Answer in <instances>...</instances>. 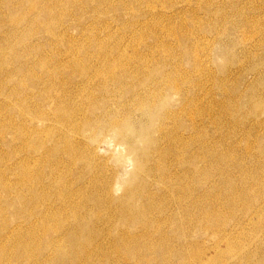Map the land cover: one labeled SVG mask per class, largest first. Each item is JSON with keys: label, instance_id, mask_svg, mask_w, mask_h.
<instances>
[{"label": "rangeland", "instance_id": "rangeland-1", "mask_svg": "<svg viewBox=\"0 0 264 264\" xmlns=\"http://www.w3.org/2000/svg\"><path fill=\"white\" fill-rule=\"evenodd\" d=\"M0 264H264V0H0Z\"/></svg>", "mask_w": 264, "mask_h": 264}, {"label": "bare ground", "instance_id": "bare-ground-1", "mask_svg": "<svg viewBox=\"0 0 264 264\" xmlns=\"http://www.w3.org/2000/svg\"><path fill=\"white\" fill-rule=\"evenodd\" d=\"M2 1H3V0H2ZM18 19H19V18H18ZM9 20H10V19H9ZM14 20L16 21V19H14ZM11 21H12V20H11ZM12 22L14 23V21H12ZM12 22H11V24H12ZM16 22H19V21H16ZM15 24H16V23H15ZM15 24H14V25H15ZM17 24H18V23H17ZM17 24H16V25H17ZM52 34H53V33H52ZM58 36H59V35H58ZM61 37H62V36H61ZM119 59H120V58H119ZM113 60H114V59H113ZM118 61H119V60H118ZM126 66H127V65H126ZM180 76H182V75H180ZM166 77H167V76H166ZM182 78H183V77H182ZM187 79H188V78H187ZM196 103H198V102H196ZM195 105H196V104H195ZM198 105H199V104H198ZM80 113H81V112H80ZM80 113H79V114H80ZM83 113H84V112H83ZM81 114H82V113H81ZM77 116H78V115H77ZM66 123L70 124V122H69L68 120H66ZM107 123H109V122H107ZM114 125H115V124H114ZM71 126L73 127V125H71ZM78 126H79V125H78ZM76 128H77V127H76ZM74 130H75V129H74ZM77 130H78V128H77ZM77 130H76V131H77ZM77 132H78V131H77ZM77 132H76V133H77ZM228 177H229V175H228ZM21 178H23V177H21ZM21 180H23V179H21ZM233 190H234V189H233ZM134 196H135V195H134ZM233 196H234V194H233ZM235 196H236V195H235ZM230 197H231V196H230ZM242 197H243V196H242ZM135 198H137V197H135ZM239 198H240V197H239ZM235 199H236V198H235ZM233 200H234V199H233ZM237 200H238V199H237ZM237 200H236V201H237ZM239 200H240V199H239ZM144 203H145V202H144ZM195 208H196V207H195ZM198 209H199V208H198ZM195 210H197V209H195ZM201 210H202V209H201ZM204 211H205V210H203V212H204ZM210 212H211V211H210ZM148 213H149V212H148ZM201 213H202V212H201ZM203 214H204V213H203ZM209 214H210V213H209ZM213 214H214V213H213ZM200 215H202V214H200ZM189 216H190V215H189ZM193 216H194V215H193ZM193 216H191V217H193ZM203 216H204V215H203ZM206 217H207V216H205V219H206ZM201 218H202V217H201ZM198 219H199V218H198ZM198 219H197V220H198ZM207 219H208V218H207ZM185 220H186V219H185ZM185 220H184V221H185ZM200 220H201V219H200ZM184 221H183V222H184ZM198 221H199V220H198ZM195 223H197V222H195ZM204 224H205V223H204ZM191 225H192V224H191ZM187 226H188V225H187ZM144 244H145V243H144ZM123 245H124V244H123ZM129 246H130V245H129ZM152 246H153V245H152ZM114 247H115V246H114ZM164 250H165V249H164ZM138 258H139V257H138ZM240 258H241V257H240ZM238 259H239V258H238ZM118 261H119V260H118Z\"/></svg>", "mask_w": 264, "mask_h": 264}]
</instances>
